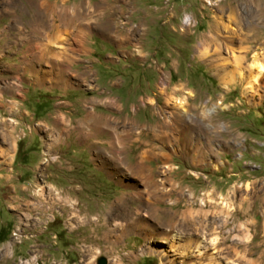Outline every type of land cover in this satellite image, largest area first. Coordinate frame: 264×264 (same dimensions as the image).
<instances>
[{"label": "rangeland", "instance_id": "obj_1", "mask_svg": "<svg viewBox=\"0 0 264 264\" xmlns=\"http://www.w3.org/2000/svg\"><path fill=\"white\" fill-rule=\"evenodd\" d=\"M129 1L130 20H151L155 31L146 51L158 54L166 68L154 56L147 71L106 74L97 67L101 75L75 79L78 90L63 91L29 85H35L28 72L34 64L44 75L59 69L56 37L45 38L53 48L48 50L41 27L32 22L36 9L26 0H0V264H97L103 257L108 264H264V207L251 195L264 183V86L248 85L253 56L264 60V1L261 8L249 0ZM186 14L195 26L182 32ZM160 81L171 87L158 90ZM88 97L116 101L107 108L115 120L123 116L120 103L127 113L138 99L141 107L154 99L151 118H144L154 131H143L158 156L148 170L154 187L122 165L111 166L109 177L75 132L47 153L42 122L53 127L55 116L69 129L67 116L73 122L84 118ZM127 126L119 120L121 130ZM30 140L35 148L25 154ZM100 140L109 150L107 137ZM140 150L132 149V164ZM123 194L129 200L116 209ZM128 225L134 227L127 232ZM213 239L218 254L200 257L203 246L212 253Z\"/></svg>", "mask_w": 264, "mask_h": 264}, {"label": "crops", "instance_id": "obj_2", "mask_svg": "<svg viewBox=\"0 0 264 264\" xmlns=\"http://www.w3.org/2000/svg\"><path fill=\"white\" fill-rule=\"evenodd\" d=\"M131 4L132 2L129 0H77L73 3H70V0H66L56 4L49 2L48 5L52 7L51 10L46 14H41V18L44 21L41 27V38L43 37V42L48 50L53 48L49 40L46 41L45 38H51V40L54 37L58 38L56 40L58 43L52 44L59 48L57 52H59L62 59L59 69L57 70L51 67L53 72L46 75L40 74V72L36 70V66L39 64H34L35 70L31 71L28 69V72L35 85H29L37 86V88H60L63 91L69 89L78 90L73 86H80V84L74 80H86L91 73L101 75L102 73L97 70V67L104 69L106 74H114L132 69L147 71V63L153 58L152 56H154V54L150 51L147 52L146 48L147 44H150L154 37L155 29L153 28L152 22L150 23L151 20L142 18V16L135 15L136 18L139 16V20H130L128 11L130 9L132 10ZM55 18L56 23L54 24L53 20H55ZM126 18H129V20ZM144 40H146V43ZM141 43H145L144 47ZM28 47L29 44L27 45V48ZM29 59H31V55ZM154 59L158 61L159 65L163 64V69L166 68L165 62L162 61L158 54L154 56ZM82 74L84 75L83 77ZM161 84L160 81L159 86H156L158 90H167L171 87L160 86ZM112 87L125 88V86ZM126 87H129V90H136L137 86ZM104 100L110 99L88 97L83 102V107L86 110L84 118L77 119L76 122H73L67 116L68 123L70 124L69 129H67L66 126L56 124L54 120L55 116L53 117V127L42 122L47 126V137L49 138L46 139L45 143V140L39 136L41 141L38 149H42L45 143L48 150L47 153L53 154L55 153L52 152L54 144L59 139L66 138L70 136L72 132H75L77 135V142L91 151L93 162L97 157L99 158V164L94 163L98 168L104 170L107 174L109 173L108 176L111 178H113V174L110 176L112 172L110 167L112 165L121 166L122 164V166H125L124 169L127 172H129V170L134 171L140 166H143L147 170H152L153 168L151 169L149 164L156 161L158 156L154 152V147L151 143L152 140H150L149 135L145 137L143 131L146 127L151 128L150 130H152V132L154 131V128L151 127V120H144L145 117L147 119V116L148 118L152 116L154 107L150 101L154 99H149V105L147 107H141L140 99H138V103L132 105L130 108L131 111L127 113L125 112L126 109L124 106L120 103V112H123V116L121 113L119 120L125 118V121L128 123L126 130H121L119 128V120L113 119L109 114L110 111L107 109L114 104L117 106V102L110 100L111 103L104 104L102 103ZM89 105L92 106L94 113L89 112ZM133 106L139 107L137 112L133 111ZM98 107L105 111L98 112ZM141 111L144 113L142 114ZM147 122L148 124H146ZM129 123H131L130 127ZM135 130L140 132L139 137H134L133 133ZM103 136L107 137L106 144L109 146V150H105L100 146L102 143L100 139ZM20 143L18 144L15 162H17V156L21 151ZM135 146H140L141 150L136 157V163L132 164L130 162V153ZM34 148L35 145H33L32 140H30L26 146L25 154H29ZM124 187L130 189L128 188L130 186L125 185ZM130 194L132 195L133 193ZM125 197L126 201L129 200L128 196L123 194L116 202ZM112 207H110V210H112Z\"/></svg>", "mask_w": 264, "mask_h": 264}, {"label": "bare ground", "instance_id": "obj_3", "mask_svg": "<svg viewBox=\"0 0 264 264\" xmlns=\"http://www.w3.org/2000/svg\"><path fill=\"white\" fill-rule=\"evenodd\" d=\"M28 3H29V5L32 7V9L33 8H35L36 9V13H35V17H34V20H32V22L34 23V25H36L37 27L38 26H40V27H42V25H43V19L41 18V14L42 13H44V14H46L49 10H51V8L52 7H50V5H48V0H26ZM64 1H66V0H64ZM263 1L264 0H249V2L250 3H252V4H254V3H256V4H258V7H260L261 8V4H263ZM210 3V2H209ZM227 5V7L229 8V9H231V7L233 6V2H229L228 4H226ZM12 6V5H11ZM1 7V6H0ZM10 7V6H9ZM16 7V6H15ZM263 9H264V7H263ZM12 10V9H11ZM10 10V11H11ZM53 11V10H52ZM17 14V13H16ZM20 16V15H19ZM54 19V18H53ZM53 23L55 24L56 23V18H55V20H53ZM216 25H217V23H216ZM36 29V28H35ZM226 30H227V32H229V31H231L230 29H229V27H226L225 28ZM37 31V30H36ZM231 33V32H230ZM264 35V34H263ZM233 36V35H232ZM262 36V35H261ZM58 38H54L53 39V41H52V43H55V44H57L58 42L56 41ZM263 40V37H259L258 38V41L257 42H261ZM259 42V43H260ZM228 43L230 44V45H234V42H233V38L232 37H229V41H228ZM232 54L234 53V50H229ZM42 56V55H41ZM40 57V56H39ZM36 58H38L37 56H36ZM42 59V58H41ZM43 59H46V58H43ZM244 60V57H241V56H239V57H237L236 58V61L237 62H242ZM41 61V60H40ZM251 69V71L253 70L254 71V74L253 75H250L249 77L252 79V81H250L249 83H248V85H254L255 83H258V82H262L261 84H263V86H264V60L262 61V60H260L259 59V55L256 53L254 56H253V63H252V65H251V67H250ZM241 81H244V79H242ZM247 81V80H246ZM252 85V86H253ZM252 86L250 87V89H252ZM15 90V89H14ZM13 105V104H12ZM194 118L193 117H190L189 118V120H193ZM60 120V119H59ZM62 122V121H61ZM118 135V134H117ZM121 136V135H120ZM114 138V137H113ZM125 138V137H124ZM123 138V139H124ZM126 139V138H125ZM114 141V140H113ZM124 141V140H123ZM119 143V142H118ZM126 143V142H125ZM112 144V143H111ZM120 144V143H119ZM122 145V144H121ZM116 146V145H115ZM124 147V146H123ZM119 148V147H118ZM113 149H115V148H113ZM122 150V149H121ZM125 151V150H124ZM114 152V151H113ZM116 152V151H115ZM118 152V151H117ZM125 153V152H124ZM112 154V153H111ZM151 154V153H150ZM115 155V154H114ZM113 156V155H112ZM116 156V155H115ZM119 156H121V155H119ZM112 158V157H111ZM151 158V157H150ZM118 159V158H117ZM120 159H122V158H120ZM125 160V159H124ZM150 160V159H149ZM120 163V162H119ZM122 165V164H121ZM104 167V166H103ZM108 167V166H107ZM112 167H113V165H112ZM125 167V166H124ZM111 168V167H110ZM129 168V167H128ZM112 170V169H111ZM119 170V169H118ZM117 170V171H118ZM109 171V170H108ZM156 172V171H155ZM114 173V172H113ZM112 172L110 173V176L113 174ZM154 173V172H153ZM109 174V173H108ZM127 174H131L132 176H134V177H137L138 179L140 178L143 182H145V184H147V188L148 189H151V186L152 187H154V185H152L153 183H152V177H151V175H150V171H148L146 168H144L143 166H140V167H137V169H135L134 171H130L129 170V172L127 173ZM114 175V174H113ZM115 177V176H114ZM141 182V181H140ZM151 184H149V183ZM261 184V187L259 188V189H256L255 187L254 188H251V195H253V196H255V197H258V201H260L261 203H262V205H263V207H264V183H260ZM135 185V184H134ZM133 188V187H132ZM249 188V186H247V189ZM56 190V189H55ZM49 192V191H48ZM62 192H64V191H62ZM150 192V191H149ZM152 192H154V190L152 191ZM164 192V191H163ZM249 192V191H248ZM139 193V192H138ZM136 194L137 195V200H139L140 202H143V204H144V199H143V196H142V194ZM143 193V192H142ZM160 193V192H159ZM167 193H169V191L167 192ZM49 194V193H48ZM125 194V193H124ZM150 195V194H149ZM165 195V194H164ZM46 196V195H45ZM54 196V195H53ZM133 197V196H132ZM56 198V197H55ZM58 198V197H57ZM60 198V197H59ZM158 198V197H157ZM45 201V200H44ZM69 201V200H68ZM72 201V200H71ZM125 202H126V198H124V199H120L119 201H118V203H117V205H115L116 207V209H118V208H124L123 206H126L125 205ZM259 202V203H260ZM43 204V203H42ZM44 205V204H43ZM44 206H46V205H44ZM227 206V205H226ZM52 207V206H51ZM173 207V206H172ZM262 207V208H263ZM43 208V207H42ZM41 208V209H42ZM50 208V207H49ZM114 207H112V209H113ZM230 208V207H229ZM225 209H228V206L227 207H225ZM125 211V210H124ZM128 211V210H127ZM230 211V210H229ZM114 212V211H113ZM45 213V212H44ZM47 213V212H46ZM130 215H126L124 218H128ZM132 227H134V225H128V226H126L125 227V231H130L131 229H132ZM111 229V228H110ZM114 229V228H113ZM258 234V233H257ZM203 238V237H202ZM245 238V237H244ZM246 239V238H245ZM247 240V239H246ZM252 241V240H251ZM197 243L199 244V246H201V244H202V241L200 242V241H197ZM250 245V244H249ZM211 246H213V248H212V253H206V247L205 246H203L201 249L202 250H204V252H202V251H200V249H198V252H199V255H200V257H202L203 258V256H206V258H209V259H211V257H213V254H215V255H217L218 254V252H219V247H218V244H217V242H216V239H213L212 241H211ZM211 250V249H210ZM214 258V257H213ZM199 259V258H198ZM209 264H216L215 263V261H212L211 260V263H209ZM250 264H256L255 262H251Z\"/></svg>", "mask_w": 264, "mask_h": 264}, {"label": "built area", "instance_id": "obj_4", "mask_svg": "<svg viewBox=\"0 0 264 264\" xmlns=\"http://www.w3.org/2000/svg\"><path fill=\"white\" fill-rule=\"evenodd\" d=\"M181 31H185L189 28H192L195 26V24L193 23V19L188 15H184L183 18H182V22H181Z\"/></svg>", "mask_w": 264, "mask_h": 264}, {"label": "water", "instance_id": "obj_5", "mask_svg": "<svg viewBox=\"0 0 264 264\" xmlns=\"http://www.w3.org/2000/svg\"><path fill=\"white\" fill-rule=\"evenodd\" d=\"M97 264H108V260L106 258H100L97 262Z\"/></svg>", "mask_w": 264, "mask_h": 264}]
</instances>
